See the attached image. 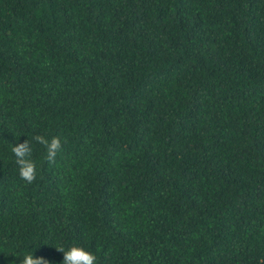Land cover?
<instances>
[{
    "label": "trees",
    "instance_id": "trees-1",
    "mask_svg": "<svg viewBox=\"0 0 264 264\" xmlns=\"http://www.w3.org/2000/svg\"><path fill=\"white\" fill-rule=\"evenodd\" d=\"M72 245L264 264V0H0V264Z\"/></svg>",
    "mask_w": 264,
    "mask_h": 264
},
{
    "label": "clouds",
    "instance_id": "clouds-1",
    "mask_svg": "<svg viewBox=\"0 0 264 264\" xmlns=\"http://www.w3.org/2000/svg\"><path fill=\"white\" fill-rule=\"evenodd\" d=\"M33 140L46 148V159L49 163H54L57 153L61 150L60 137L53 136L50 140L42 135H36ZM15 163L18 165L19 176L27 183H32L36 179V165L31 159L32 145L28 139L16 143L11 149ZM63 253L62 264H97L96 256L85 250L81 246L72 245L67 251L63 247L56 248ZM20 264H49L43 257H34L32 252L27 253Z\"/></svg>",
    "mask_w": 264,
    "mask_h": 264
}]
</instances>
